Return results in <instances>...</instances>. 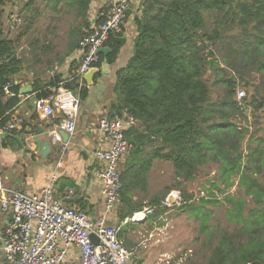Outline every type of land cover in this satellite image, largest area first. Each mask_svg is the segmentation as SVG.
Listing matches in <instances>:
<instances>
[{
	"label": "trees",
	"instance_id": "1",
	"mask_svg": "<svg viewBox=\"0 0 264 264\" xmlns=\"http://www.w3.org/2000/svg\"><path fill=\"white\" fill-rule=\"evenodd\" d=\"M22 1L0 0V127L9 123L11 112L20 102L21 86L15 78L25 70L24 59L18 55L25 34L14 39L6 37L4 7ZM46 2L57 13L65 11L62 6L72 9L79 22L71 31L67 52L70 55L78 50L90 28L93 0ZM21 11L32 12L28 20L33 26L39 14L36 1L27 0ZM104 12L105 9L100 14ZM103 21V17L98 19V23ZM135 23L134 53L127 67L117 72L116 100L109 107V116L127 113L137 121V126L126 133L133 148L121 166L119 222L145 209L143 203L134 199L135 192L146 189L155 161L171 163L177 182L193 181L202 167L214 163L219 166L223 182L230 187L238 179L239 187L244 189L243 198L228 199V217L235 221V230L216 233L205 225L204 246L213 245L212 248L196 253H205L203 261L191 258L184 264H264V184L258 178L264 174V137L256 139L259 147L249 149L248 161L244 163V136L231 121L233 116L247 119L237 101V78L251 90L249 105L254 115L263 108L256 96L264 88V0H151L143 5ZM30 26L25 33L31 32ZM37 46L38 41L31 44L33 48ZM107 46L111 53L100 56L101 64L105 60L115 63L120 52L114 34ZM42 50L48 52L51 46L46 44ZM57 62L62 64L63 60ZM209 71L233 75L228 81H221L226 83V92L215 103L206 80ZM256 75L262 77L260 84L252 82ZM56 79L57 83L35 86L39 98L52 96L47 89L60 85L79 95L81 101L88 98L89 89L79 83L75 72L66 81L59 76ZM8 86L11 87L7 91ZM9 95L12 97L7 99ZM177 189V185H172L164 188L160 196H154L149 203L153 213L146 220L164 215L168 208L163 203ZM191 198L185 196L183 203L187 205ZM201 210L191 208L194 213ZM134 261L143 263L136 257Z\"/></svg>",
	"mask_w": 264,
	"mask_h": 264
},
{
	"label": "built area",
	"instance_id": "2",
	"mask_svg": "<svg viewBox=\"0 0 264 264\" xmlns=\"http://www.w3.org/2000/svg\"><path fill=\"white\" fill-rule=\"evenodd\" d=\"M149 1L107 0L106 13L90 20V28L80 40L77 51L78 69L75 78L81 85H86L87 74L100 69L99 51L108 47L107 43L113 34L121 31L128 17L127 10L136 8L140 14L143 5ZM100 17L104 18L102 23H98ZM245 98L243 90L237 91L240 106ZM81 105L79 95L63 85L48 100L38 102L37 109L45 116H53L55 110L62 114L61 123L51 134L55 142H64L60 131L69 136L76 134ZM136 126L137 121L127 113L112 117L104 115L99 119L97 130L101 144L91 153L94 163L92 174L101 184L105 213L96 219L85 211L67 206L63 199L55 195V177L39 193L27 194L7 188L0 176V208L5 213L13 214L2 236L1 264H65L73 248L79 252V264H135L136 250L125 246L121 238L122 226L129 222H144L153 209L145 208L114 226L107 224V216L121 206L120 166L133 148L126 133ZM16 127L14 123L5 124L0 127V136L12 132ZM67 149L68 144L63 147V151ZM181 201V194L173 191L165 206L179 205ZM93 236L97 242H94Z\"/></svg>",
	"mask_w": 264,
	"mask_h": 264
},
{
	"label": "crops",
	"instance_id": "3",
	"mask_svg": "<svg viewBox=\"0 0 264 264\" xmlns=\"http://www.w3.org/2000/svg\"><path fill=\"white\" fill-rule=\"evenodd\" d=\"M35 1L36 8L39 9L37 7L38 0ZM14 2H10L4 7L3 30L6 37L12 39L15 38L13 37V31L16 29L22 30V33L25 34L24 37H27L35 30L33 26L36 19L33 26H30L28 19L32 12L26 11L22 13L21 11L27 0H23L20 3L17 2L16 5H13ZM106 2L107 0H93L90 20L105 9ZM44 8L42 11L39 9V14L36 18L42 16L43 12L44 14L45 12L57 14L50 6H47V2L44 4ZM131 10L132 12L126 18L121 31L114 34L116 41L118 39H123L124 41L123 44L117 41L120 46V52L115 63L109 64L105 60L97 71L93 85L89 86L86 81L89 95L85 101H81V111L77 118V132L66 140L63 138L64 142H55L51 135L61 123L62 114L55 110L53 116L47 117L37 109L39 101L48 100L51 96L39 98V92L36 91L37 88L35 86L42 82L43 85H49L51 82L57 83V76L61 77L63 81L71 78L72 74L78 69V50L68 55V48L62 57L59 53L55 54L56 57L53 59H62L63 64L55 67V71L51 70L52 72H49L46 68L40 67L41 60L48 62L53 60L41 58L42 54L47 57L49 53L45 50L33 52L32 43L28 45L29 56H27V59L29 61L30 57V63L33 62L36 66L32 69L24 70L21 75L15 78V83L21 86L18 96L20 102L11 112L9 122L16 124L17 127L12 132L0 136V176L4 179L7 188L27 194H37L47 185L51 178L55 177V195L63 199L67 206L85 211L94 219L105 213L101 184L92 174L94 163L91 153L101 144L97 122L104 115L109 116V107L116 100L114 87L117 82V72L127 67L134 53V40L137 36L135 17L139 14L136 8ZM36 24L38 25V22ZM28 26L32 27V30L29 33H25V28ZM48 30H50L49 27L46 28V32ZM46 44L49 45L50 41H46ZM18 55L20 59H24L23 55ZM51 55H54V53ZM105 66L106 68H104ZM61 86L50 87L47 90L51 91L53 95ZM29 87H31L32 91L22 93V90H27ZM10 97L12 96H7V99ZM43 142L49 144L47 150L41 147ZM66 144H68L69 149L64 152L63 147ZM124 162L125 159L122 161L121 166H123ZM156 170H150L151 173L149 172L148 174L147 184L151 183L150 177L152 174L154 175ZM9 219L10 213H5L0 208V264L3 261L2 236ZM107 224L110 226L121 224L118 210L107 216ZM128 224L132 226L138 225L131 222ZM126 225L122 226V230ZM180 250L177 248L173 249V254L175 255L173 264H184L185 262L182 261L187 260L188 257H184L185 251ZM178 256L183 257L180 262H178ZM65 264H79V252L76 248L72 249ZM142 264L147 263L143 262Z\"/></svg>",
	"mask_w": 264,
	"mask_h": 264
},
{
	"label": "rangeland",
	"instance_id": "4",
	"mask_svg": "<svg viewBox=\"0 0 264 264\" xmlns=\"http://www.w3.org/2000/svg\"><path fill=\"white\" fill-rule=\"evenodd\" d=\"M43 2L46 3V0H38L37 2V7H39L40 11L44 8L45 3ZM61 8L65 9V11L57 14H49L47 12L44 14L43 12L42 16L35 20L33 26L35 30L21 40L18 54L24 56L25 70L36 66L33 62L30 63V57L29 61L27 59V56H29L28 45L31 43L35 44L38 41L39 46L33 48V52H39L42 51L44 44L46 45V41H50L51 50L48 51L49 57L48 55L45 57L43 56L44 54H40L41 58L44 59L52 60L56 57L55 54L58 53L62 57L67 52L71 31L79 26V22L75 20L72 9H66L65 6ZM36 22H38V25ZM47 26L50 28L48 32H46ZM13 32V37H17L22 33V30L16 29ZM52 53L54 55H51ZM217 56L220 58L219 55ZM57 60L58 58L49 62L41 60L40 67L46 68L49 72H52L51 70L55 71V67L63 64H58ZM231 76L233 77L230 73L217 75L213 71L208 72L206 80L211 88V99L214 103L220 101L226 92V83L221 81H228ZM261 78L260 75L253 76L252 82L260 84ZM236 83V92L243 90L246 94L248 102H243L242 110H244L247 119L241 116H233L231 121L241 130L244 136V140L241 142V152L244 155V163H247L249 149L251 147L258 148L259 144L255 142L256 139L264 137V88L260 90L261 94L256 96L258 97V102L262 103L263 108L254 115L253 107H251V104L249 105L251 101L250 95H252L250 94L251 90L245 88L244 83L239 78H237ZM152 169L157 170L150 177L151 183H148L144 191L141 189L136 191L134 199L143 203L145 208L150 209L149 203L154 196H160L166 187L177 185L179 187L177 190L180 191H174L181 194L182 201L179 205L166 206L168 211L160 217L153 220H144L145 223L143 224L138 223L135 226L123 227V233H121L125 246L131 250L135 249L136 258L147 264H173L174 248L188 253L187 259L192 258L196 262L203 261L205 253L197 255L196 253L203 249L208 252L213 246H204L207 240V234L203 233L205 230L204 226L209 225L211 231H216V233L222 230H235V221L228 217V211L231 208L228 199L230 197L243 198L244 189L239 187L238 179L230 187L223 182L220 179L219 166L214 163H209L207 166L202 167L191 182H177L171 163L155 161ZM258 178L264 184V174L258 176ZM169 195L163 203L164 206ZM185 196H192L191 201L187 205L183 203ZM247 201H250V199H247ZM252 205L253 203H251ZM193 206L200 207L202 209L201 212H192L191 208ZM217 243L218 240L215 244ZM189 251L192 253H189ZM182 259V256H178V262ZM186 261L183 260L182 262Z\"/></svg>",
	"mask_w": 264,
	"mask_h": 264
},
{
	"label": "water",
	"instance_id": "5",
	"mask_svg": "<svg viewBox=\"0 0 264 264\" xmlns=\"http://www.w3.org/2000/svg\"><path fill=\"white\" fill-rule=\"evenodd\" d=\"M131 12H132L131 9H128V10H127L128 15L131 14ZM117 41H118V43H120V44H123V43H124L123 39H118ZM99 53H100L101 55L108 56V55L111 53V49H110L109 47H106V48L101 49V50L99 51ZM106 66H107V65H106ZM106 66H105L104 68H106ZM96 74H97V71H92V72H90L89 74L86 75L85 80L87 81V83H88L89 86H92V85H93L94 78H95ZM27 91H32L31 87H29V89H27V90H26V89L22 90V93H27ZM60 133H61V135H62V138H64L65 140L69 137V135L66 134L64 131H60ZM41 147H42L43 149L47 150L48 147H49V144L43 142V143H41ZM12 217H13V214L11 213V214H10L9 222H10V220H11ZM9 222H8V223H9ZM92 239L94 240V242H97L96 237L93 236Z\"/></svg>",
	"mask_w": 264,
	"mask_h": 264
},
{
	"label": "bare ground",
	"instance_id": "6",
	"mask_svg": "<svg viewBox=\"0 0 264 264\" xmlns=\"http://www.w3.org/2000/svg\"><path fill=\"white\" fill-rule=\"evenodd\" d=\"M142 216V215H141Z\"/></svg>",
	"mask_w": 264,
	"mask_h": 264
}]
</instances>
